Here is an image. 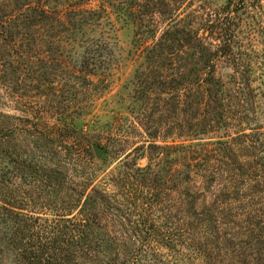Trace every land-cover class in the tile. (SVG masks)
I'll return each instance as SVG.
<instances>
[{"label": "rangeland", "instance_id": "obj_1", "mask_svg": "<svg viewBox=\"0 0 264 264\" xmlns=\"http://www.w3.org/2000/svg\"><path fill=\"white\" fill-rule=\"evenodd\" d=\"M209 61L219 97L230 99L223 100L230 104L227 122L207 99ZM244 84L253 91L241 107L247 99L230 96ZM64 127H81L84 136L65 135ZM30 129L46 137L42 153L28 154ZM263 133L264 0H0V264H22L3 214L6 193L23 181L17 188L3 183L7 161L62 163L69 180L79 179L74 167L89 168L78 158L89 139L112 153L109 163L99 161L101 177L133 151L131 162L159 172L174 228L183 224L187 194L199 212L217 204L216 229L201 233L202 252L181 264H264V193L233 192L228 200L214 179L218 161L262 169L264 154L253 147ZM186 145L201 159L211 155L203 175L187 179L180 151ZM221 167L227 175L230 168ZM37 198H27L26 212L36 211Z\"/></svg>", "mask_w": 264, "mask_h": 264}, {"label": "trees", "instance_id": "obj_2", "mask_svg": "<svg viewBox=\"0 0 264 264\" xmlns=\"http://www.w3.org/2000/svg\"><path fill=\"white\" fill-rule=\"evenodd\" d=\"M27 16L38 18L36 15L26 14ZM205 49L210 50V53L213 51L212 46H206ZM212 54L216 55V51ZM215 68L213 61L207 63L208 78L205 77L203 81H206L208 87L205 90L209 93V104L218 105L217 110H221V113L218 112L220 117L227 122L230 104L225 107L223 100L228 99L227 103H230V99L227 95L219 97L221 82L214 76ZM232 90L229 89L228 94ZM252 91L250 85L244 84L236 88L230 97L239 99L244 96L247 101L242 100L239 103L243 107L252 98ZM41 120L42 118L39 121ZM61 120L65 121L63 118ZM40 126L36 123V128ZM81 127L62 129L67 131L65 135L69 132L83 135ZM32 130L26 133L28 140H32H26L28 154L34 151L42 153L46 150V137L32 134ZM259 141L253 148L264 154V142L261 139ZM80 147L82 150L78 158H83L89 168L80 173L74 167L79 179L72 176L69 180L62 163L52 168L48 163H40L35 167L31 160L22 161L17 156L6 160L8 172L4 175L3 183L15 186L17 180L23 181L19 188L15 186L17 190L6 193L4 210L7 212L3 214L4 225L11 224L12 228L10 237L9 231L5 232V236L22 257V264H181L184 257H192L202 252L203 246L196 240H199L201 233L207 234L212 226L216 229L219 221L212 207L217 204L208 205L204 211L199 212L197 199L187 194V202L183 205V224L179 229L174 228V223L168 221L172 209L166 203L167 197L161 189L159 172L153 174L152 165L140 168L136 160L131 162L130 155L133 151L112 173L101 177L98 173L99 161L105 164L111 161L110 149L100 147L104 150L105 157L97 159L95 150L98 146L90 139ZM181 148L184 149L180 150L181 164L188 175L187 179L191 178L192 172L203 175L209 169L208 159L211 155L207 151L204 154L206 159H201L197 151L191 149V145ZM250 148V145L247 146V149ZM256 157L257 155L254 156ZM259 159L264 162V157ZM218 165L214 173H218L219 177L214 179L222 181L223 193H227L225 197L228 200H231L233 192L248 191L258 196L264 193V163H260L262 169L256 166L252 172L244 169L240 161H218ZM225 165L230 168L223 170L227 175L221 173V166ZM20 170L22 174L19 175ZM170 170L167 169V172ZM110 188L112 192L109 191ZM31 195L38 196L34 199V207L41 212H26L24 207L29 200L32 201ZM47 208L52 209L50 211L54 214L44 213Z\"/></svg>", "mask_w": 264, "mask_h": 264}, {"label": "water", "instance_id": "obj_3", "mask_svg": "<svg viewBox=\"0 0 264 264\" xmlns=\"http://www.w3.org/2000/svg\"><path fill=\"white\" fill-rule=\"evenodd\" d=\"M95 155H96L97 158L100 159V158L102 157V150H100V149H96V150H95Z\"/></svg>", "mask_w": 264, "mask_h": 264}]
</instances>
